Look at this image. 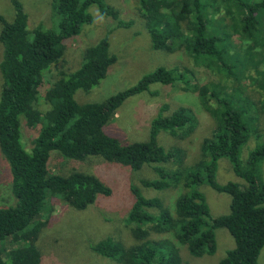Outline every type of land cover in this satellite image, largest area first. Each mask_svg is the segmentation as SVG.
<instances>
[{
  "label": "trees",
  "instance_id": "obj_1",
  "mask_svg": "<svg viewBox=\"0 0 264 264\" xmlns=\"http://www.w3.org/2000/svg\"><path fill=\"white\" fill-rule=\"evenodd\" d=\"M10 3L12 20L0 16V153L8 164L14 204L0 207V264H41L36 238L49 221L54 201L85 210L97 195L111 194V188L92 173L76 169L67 174L49 172L48 161L54 150L79 161L100 156L132 170L146 165L157 174L153 179L135 180L130 186L132 204L125 222L130 225L133 242L125 245L106 236L88 244L93 253L117 264H182L184 259L174 245L150 236L170 234L184 243L191 258H199L215 253V230L225 227L234 246L226 250L218 264H259L264 246V182L255 178L253 169L264 157V143L251 149L244 160L239 159V152L248 138L253 115L256 119L259 112L264 114V97L248 95L215 77L200 83L191 67L158 66L133 86L102 101L79 102L75 92L89 95L116 61L106 33L84 48L79 63L69 69L60 67L66 44L80 34L83 25L92 22L89 6L96 5L101 16L115 21V27H129L133 20H123L118 9L105 0H52L54 25L43 28L41 24L29 25L19 0ZM225 5L235 8L230 26L237 29L244 43L250 48L263 47L258 15L264 11V0H137V12L153 49H184L197 58V64L207 63L209 72L217 69L236 78L235 62L222 43V37L229 33L219 21L220 28L215 26V15L207 13L210 7L215 13ZM211 26L221 30L222 36L216 35ZM46 72L54 73L55 78L43 90ZM178 82L182 90L197 94L202 108L215 122L211 134L201 141L196 162L184 165L179 147L165 149L157 140L159 131L183 139L195 130L198 118L188 107L179 106L165 114L169 107L162 104L144 141L123 143L105 131L125 99L148 91L153 83ZM257 88L264 95V81ZM42 92L47 105L44 110L35 107ZM23 129L32 133L29 147L23 143ZM221 158L228 160L241 184L216 180ZM168 163L177 166L166 167ZM203 183L230 195L228 213L211 215L199 189ZM176 186L183 191L172 208L158 196L143 194L147 188Z\"/></svg>",
  "mask_w": 264,
  "mask_h": 264
},
{
  "label": "rangeland",
  "instance_id": "obj_2",
  "mask_svg": "<svg viewBox=\"0 0 264 264\" xmlns=\"http://www.w3.org/2000/svg\"><path fill=\"white\" fill-rule=\"evenodd\" d=\"M19 1L28 15L29 25L41 24L43 28L53 27L52 0ZM105 2L117 8L123 20L133 21L129 27H115V21L101 16L96 5L89 6L88 11L92 16V22L83 25L80 34L66 44L65 60L60 63V67L69 69L72 64L79 63L84 48L97 42L96 40L106 33H108L109 51L115 54L116 61L110 66L107 75L99 85L91 89L89 95L83 94L81 90L75 92L79 102L102 101L120 90L133 86L144 74L158 66L191 67L195 70L200 83H204L209 76L215 77L222 84L242 88L248 95L264 97L263 91L257 88L264 81V11L258 15L261 22L259 27L262 30L260 41H263V47L250 48L240 38L237 29L230 26L232 23L230 16L235 11L233 5L221 6V9L215 13H211L214 7L207 9L208 14L215 15L214 25H219L218 28H220L221 23L229 33V36L222 37V43L226 45L238 72L236 78H232L231 75H226L217 69L209 72L207 63L197 64L199 62L197 58L184 49L173 52L153 49L144 21L137 12V0H105ZM0 16L9 21L12 20L13 7L10 0H0ZM211 28L214 27L211 26ZM214 31L216 35L222 36L221 30L214 28ZM2 54L3 47L0 42V61ZM44 77L46 84L42 87L43 90L54 80L55 74L46 72ZM1 81L0 74V85ZM164 103L169 107L165 114L183 106L192 109L198 118L195 130L183 139L173 137L164 131H159L157 134L158 142L165 149L179 147L183 152L181 156L183 164H192L199 159L201 141L211 134L215 122L202 108L197 94L182 90V84L179 82L173 85L153 83L148 91L128 97L119 107L116 117L108 122L104 129L123 143L144 141L149 136L151 120L158 114ZM35 107L41 110L47 107L43 92L39 95ZM249 129L248 138L240 148L239 159L241 160H244L257 144L264 143V114L259 112L256 119L253 115ZM31 136L30 131L23 129L22 140L26 147L30 146ZM167 166L176 167L177 164L168 163ZM48 169L49 172L58 174H67L74 169L92 173L111 188V194L97 195L94 203L85 210H77L61 200L54 201L48 213L49 221L36 238L37 246L42 254L41 264H117L113 260L93 253L88 248V244L106 236L120 240L125 245L133 242L130 225L125 222L132 204L130 186L135 183V180L138 183L140 179H153L157 177V174L146 165L139 170H132L100 156H88L82 161L65 158L56 150L51 152ZM253 172L256 179L264 182V157L254 165ZM215 176L219 183L234 181L241 184L243 182L225 158L218 160ZM9 184L8 164L0 153V207L14 204ZM199 189L205 195L212 216L228 213L230 195L217 192L205 183L201 184ZM182 191L181 186L163 187L159 190L147 188L143 190V194L158 196L163 204L172 208L176 196ZM150 238L158 239L163 244L174 245L184 259L182 264H218L219 260L225 256L226 250L234 246L233 238L225 227L215 230L217 245L215 253L199 258H191L184 243L170 234L153 235ZM7 247L10 249L13 246ZM258 263L264 264V246L260 250Z\"/></svg>",
  "mask_w": 264,
  "mask_h": 264
}]
</instances>
